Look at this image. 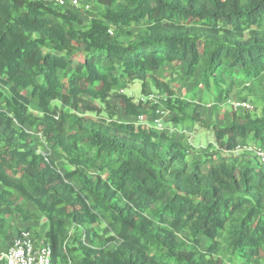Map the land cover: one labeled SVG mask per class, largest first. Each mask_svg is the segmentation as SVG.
<instances>
[{"label":"trees","instance_id":"trees-1","mask_svg":"<svg viewBox=\"0 0 264 264\" xmlns=\"http://www.w3.org/2000/svg\"><path fill=\"white\" fill-rule=\"evenodd\" d=\"M97 1L103 15L77 26L74 8L0 0V240L10 244L16 223L44 218L52 264L76 253L78 264L264 262V168L237 151L264 147V112L207 123L158 76L169 65L199 74L219 100L234 80L258 82L264 104V0ZM139 24L133 39L114 36ZM148 80L166 92L168 129L136 121L156 115L150 101L116 93L133 81L145 92ZM196 126L214 139L202 153L177 135ZM32 135L73 171L61 173ZM102 222L117 227L113 248L96 243ZM202 238L211 241L205 253Z\"/></svg>","mask_w":264,"mask_h":264},{"label":"rangeland","instance_id":"rangeland-1","mask_svg":"<svg viewBox=\"0 0 264 264\" xmlns=\"http://www.w3.org/2000/svg\"><path fill=\"white\" fill-rule=\"evenodd\" d=\"M90 5L89 9H86V6ZM74 13L77 14L81 25H89L90 22L99 18L103 15V9L97 0H80V6L78 8L72 9ZM146 28L145 24H139L130 29L129 31H119L118 33H114V36L117 35L121 41H128L133 39L134 36L143 31ZM107 65V63H104ZM158 76L162 79H167L172 85L177 86L176 93L179 97L183 99H187L193 101L196 105L199 106L198 111L205 118L207 123H219V124H227L231 121L232 114L235 112L239 116H244L247 111L242 109H235L233 103L247 101L252 104L253 108L251 111H248L251 114L262 115L264 112V104L262 101V90L261 86L258 82H254L249 86L234 80L237 84L232 87V93L226 100H219L215 94L214 89L211 91H207L206 87L200 81V76L197 74L195 78H189L180 70V67H176L174 65H169L165 68H162L158 72ZM146 90L142 91V82L141 81H133L128 82L126 84L119 85L116 89V93H123L132 97L136 102L141 99H145L146 101H150L151 105L157 106L159 110L156 115L150 113L149 115H143V119L139 117L136 119L137 122H141V120L147 123L148 127H154L157 130L161 131L163 129H168L166 126L169 120L173 117L171 113L165 112V100H166V92L157 89L155 84L148 80L146 82ZM3 100H0V106L3 107ZM112 103H116L115 100ZM30 111L33 115L37 116L41 114V109L38 105L37 99H32L30 103ZM119 119L122 121L133 120L131 118L125 116H119ZM135 121V120H134ZM171 127L173 124L170 125ZM31 132V131H30ZM177 135L179 138L184 139L185 144L190 145L193 149L200 150L205 152V145L208 142H213V135L209 134L204 129L196 126L194 129L190 130V128H186L185 130H178ZM35 142V149L40 151L44 156H47L48 159L56 166V168L63 174H67L72 172V168L66 163L65 157L62 153L57 150H51L48 146H45L41 143V139L38 136L32 135ZM38 139V141H37ZM239 153V151H238ZM235 153V154H238ZM199 158H202L199 155ZM189 161L193 160V156L188 157ZM73 182L76 183V180L73 179ZM0 186V190H1ZM18 195V193H17ZM24 208L30 211H35L33 207L29 203H24ZM46 224L44 218L39 219L38 221H21L16 223L13 229V234L20 232L23 229H28L33 231L35 235L43 236V228ZM95 231L98 233L96 237V243L98 246L107 245L109 248H113L115 242L110 240L111 237H116L117 235V227L108 224V222H102L99 225L94 227ZM185 232H179L177 234L178 239H181ZM211 241L208 238H202L200 243V250L205 253L208 252V244ZM8 242L0 240V250L8 247ZM224 253V251H223ZM223 255V254H222ZM82 260V254L76 253L72 256L71 264H78ZM253 264H264V262H255Z\"/></svg>","mask_w":264,"mask_h":264},{"label":"built area","instance_id":"built-area-1","mask_svg":"<svg viewBox=\"0 0 264 264\" xmlns=\"http://www.w3.org/2000/svg\"><path fill=\"white\" fill-rule=\"evenodd\" d=\"M61 8H78L80 0H49ZM90 5L86 6L89 9ZM112 33V32H110ZM235 109L251 111L253 106L247 101L233 103ZM143 119L142 116H140ZM141 123L143 121L141 120ZM147 126V123H146ZM237 151L254 154L264 168V147L238 146ZM53 249L45 236H37L33 231L23 229L12 239L9 246L0 251V264H52Z\"/></svg>","mask_w":264,"mask_h":264},{"label":"crops","instance_id":"crops-1","mask_svg":"<svg viewBox=\"0 0 264 264\" xmlns=\"http://www.w3.org/2000/svg\"><path fill=\"white\" fill-rule=\"evenodd\" d=\"M47 230H48V226L45 224L44 228H43V233L45 234L47 232Z\"/></svg>","mask_w":264,"mask_h":264},{"label":"clouds","instance_id":"clouds-1","mask_svg":"<svg viewBox=\"0 0 264 264\" xmlns=\"http://www.w3.org/2000/svg\"><path fill=\"white\" fill-rule=\"evenodd\" d=\"M27 230H28V229H27ZM43 236H45V234H43ZM6 248H7V247H6ZM6 248H5V249H6ZM3 250H4V249H3ZM0 251H2V250H0Z\"/></svg>","mask_w":264,"mask_h":264}]
</instances>
